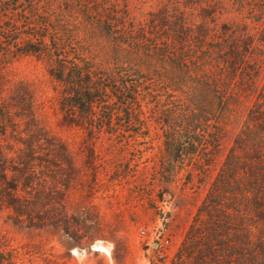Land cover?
<instances>
[{"label":"trees","instance_id":"obj_1","mask_svg":"<svg viewBox=\"0 0 264 264\" xmlns=\"http://www.w3.org/2000/svg\"><path fill=\"white\" fill-rule=\"evenodd\" d=\"M232 1L264 41V0ZM208 9L206 17L213 21L216 10ZM100 13L92 16L85 0H0V73L19 56L42 59L63 86L62 106L85 121L95 102L107 112L101 117L106 126L118 110L114 105L130 104L139 112L127 111L128 119L148 128L143 102L155 94L169 97V112L158 122L167 156L163 167L173 172L186 161L207 165L234 115L236 87L255 72L249 59L255 38L247 23L191 28L182 13H166L136 28L123 16ZM102 53L110 64L97 63L94 86L87 55L102 61ZM10 121L0 104V202L28 214L35 140L9 155L4 138ZM16 262L15 249L0 236V264ZM170 264H264V85L239 122Z\"/></svg>","mask_w":264,"mask_h":264},{"label":"rangeland","instance_id":"obj_2","mask_svg":"<svg viewBox=\"0 0 264 264\" xmlns=\"http://www.w3.org/2000/svg\"><path fill=\"white\" fill-rule=\"evenodd\" d=\"M85 4L92 16L96 10L102 16L115 13L136 28L166 13H182L191 28L246 22L255 38L249 57L253 78L236 87L240 95L234 115L210 162L199 168L196 161H186L170 172L167 164L163 167L167 156L158 123L169 112V97L155 94L143 102L148 128L128 119L127 111L139 112L130 104L114 105L118 110L106 126L101 117L107 112L93 102L84 121L79 112L62 106L63 86L45 61L33 55L14 58L0 73V104L7 107L11 120L4 140L11 148L9 155L20 152L28 139L35 140L36 173L28 214L0 202V236L15 249L16 264H170L239 122L264 85V41L258 40L257 26L242 18L232 0H206L201 5L186 0ZM208 7L216 10L213 21L206 17ZM87 56L96 86L95 66L110 63L103 53V62ZM153 242L158 245L153 247ZM97 245L108 252L97 250Z\"/></svg>","mask_w":264,"mask_h":264},{"label":"bare ground","instance_id":"obj_3","mask_svg":"<svg viewBox=\"0 0 264 264\" xmlns=\"http://www.w3.org/2000/svg\"><path fill=\"white\" fill-rule=\"evenodd\" d=\"M96 248L97 250H103V251L106 250L108 252V250L102 246L97 245Z\"/></svg>","mask_w":264,"mask_h":264},{"label":"water","instance_id":"obj_4","mask_svg":"<svg viewBox=\"0 0 264 264\" xmlns=\"http://www.w3.org/2000/svg\"><path fill=\"white\" fill-rule=\"evenodd\" d=\"M158 244L156 242H153L152 246L156 247Z\"/></svg>","mask_w":264,"mask_h":264}]
</instances>
